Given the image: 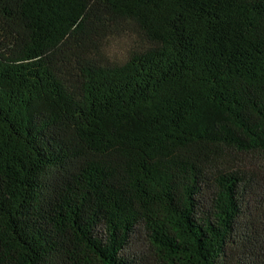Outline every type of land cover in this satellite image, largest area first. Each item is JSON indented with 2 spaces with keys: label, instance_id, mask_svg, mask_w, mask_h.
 <instances>
[{
  "label": "trees",
  "instance_id": "trees-1",
  "mask_svg": "<svg viewBox=\"0 0 264 264\" xmlns=\"http://www.w3.org/2000/svg\"><path fill=\"white\" fill-rule=\"evenodd\" d=\"M0 264H264V0H0Z\"/></svg>",
  "mask_w": 264,
  "mask_h": 264
},
{
  "label": "rangeland",
  "instance_id": "rangeland-1",
  "mask_svg": "<svg viewBox=\"0 0 264 264\" xmlns=\"http://www.w3.org/2000/svg\"><path fill=\"white\" fill-rule=\"evenodd\" d=\"M123 48H124V46H122V43L119 41V42L113 43L112 48H111V52H113V53L117 52V54H118L119 52H121V50H123Z\"/></svg>",
  "mask_w": 264,
  "mask_h": 264
}]
</instances>
